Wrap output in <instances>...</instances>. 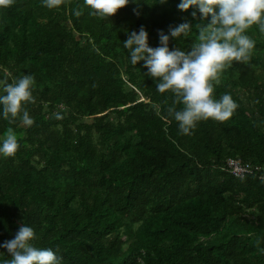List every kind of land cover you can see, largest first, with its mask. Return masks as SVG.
Masks as SVG:
<instances>
[{
    "label": "trees",
    "instance_id": "16d2710c",
    "mask_svg": "<svg viewBox=\"0 0 264 264\" xmlns=\"http://www.w3.org/2000/svg\"><path fill=\"white\" fill-rule=\"evenodd\" d=\"M180 2L130 0L108 20L84 0L0 5V79L35 78L33 125L0 117V135L12 127L19 141L0 157V244L26 223L61 264H264V33L247 30L250 59L214 84L233 116L184 135L173 95L123 45L144 28L150 47L163 32L170 50L190 51L211 16ZM182 23L191 34L172 38ZM230 159L260 170L237 178Z\"/></svg>",
    "mask_w": 264,
    "mask_h": 264
},
{
    "label": "clouds",
    "instance_id": "9594fccd",
    "mask_svg": "<svg viewBox=\"0 0 264 264\" xmlns=\"http://www.w3.org/2000/svg\"><path fill=\"white\" fill-rule=\"evenodd\" d=\"M48 8L58 6L61 0H42ZM130 0H84L90 14L108 20ZM166 3L167 0H161ZM10 0H0V5ZM178 8L187 11L195 8L203 19L211 16V23L199 27L198 42L190 51L179 48L169 49V35L160 33V45L149 46L148 33L141 28L131 32L123 43L128 50L130 63L135 66L143 61L148 75L156 81L159 93L170 92L174 97L168 113L178 122L179 130L184 135L193 134L200 121L224 122L229 120L238 105L230 93L220 98L214 95V84H218L222 71L235 62L250 59L255 47V40L247 30L253 25L264 33V0H181ZM77 15L80 13L77 12ZM193 11V17L196 16ZM191 34L189 23H182L170 29L172 38L188 37ZM34 76L23 74L9 83L0 79V117L15 123L31 126L34 119L26 105L32 102ZM176 104L183 107L177 109ZM19 149L18 135L9 127L6 134L0 135V157H12ZM35 229L24 223L15 237L0 244L7 250L10 259L2 258L0 264H61L62 257L51 248L38 247Z\"/></svg>",
    "mask_w": 264,
    "mask_h": 264
},
{
    "label": "built area",
    "instance_id": "2783aa9c",
    "mask_svg": "<svg viewBox=\"0 0 264 264\" xmlns=\"http://www.w3.org/2000/svg\"><path fill=\"white\" fill-rule=\"evenodd\" d=\"M225 169L230 172L233 176L237 178H244L248 174H252L255 171L260 170V168H254L251 164H244L239 160L230 159L225 167Z\"/></svg>",
    "mask_w": 264,
    "mask_h": 264
}]
</instances>
